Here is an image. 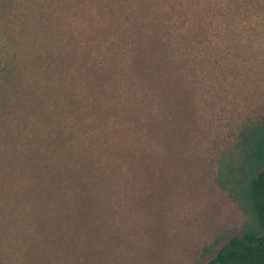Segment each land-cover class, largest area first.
I'll return each instance as SVG.
<instances>
[{
  "label": "rangeland",
  "instance_id": "374dc122",
  "mask_svg": "<svg viewBox=\"0 0 264 264\" xmlns=\"http://www.w3.org/2000/svg\"><path fill=\"white\" fill-rule=\"evenodd\" d=\"M262 116L264 0H0V264H210Z\"/></svg>",
  "mask_w": 264,
  "mask_h": 264
},
{
  "label": "trees",
  "instance_id": "16d2710c",
  "mask_svg": "<svg viewBox=\"0 0 264 264\" xmlns=\"http://www.w3.org/2000/svg\"><path fill=\"white\" fill-rule=\"evenodd\" d=\"M216 181L246 216L242 236L210 264H264V116L245 123L221 156Z\"/></svg>",
  "mask_w": 264,
  "mask_h": 264
},
{
  "label": "bare ground",
  "instance_id": "6f19581e",
  "mask_svg": "<svg viewBox=\"0 0 264 264\" xmlns=\"http://www.w3.org/2000/svg\"><path fill=\"white\" fill-rule=\"evenodd\" d=\"M94 14H95V13H94ZM94 17H95V16H94ZM94 17H93V18H94ZM93 25H94V24H93ZM95 27H96V25H95ZM95 30H96V29H95Z\"/></svg>",
  "mask_w": 264,
  "mask_h": 264
}]
</instances>
